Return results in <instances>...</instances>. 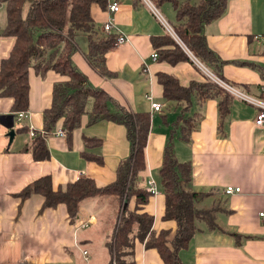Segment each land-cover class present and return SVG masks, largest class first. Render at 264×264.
<instances>
[{"label": "crops", "instance_id": "crops-1", "mask_svg": "<svg viewBox=\"0 0 264 264\" xmlns=\"http://www.w3.org/2000/svg\"><path fill=\"white\" fill-rule=\"evenodd\" d=\"M118 1L120 8L114 14L91 5L95 31L104 36L103 26L112 18L115 26L112 33L128 37L105 54L104 63L110 75L102 76L87 61L89 38L85 33L75 35L71 60L90 86L111 96L108 103L111 111L123 105L131 111L150 112L145 148L147 167L139 175L138 185L147 188L152 179L157 191L141 209L154 216L156 231L169 230L170 239L176 222L163 219L165 194L158 171L179 110L174 102L165 100L157 74L173 75L186 86L192 80L210 78L206 69L213 72L183 43L179 44L187 53V60L173 64L151 57L154 51L160 55L162 49L172 48L163 44L155 49L152 43L153 37L169 34L164 22L172 29L178 23L169 2L157 6L160 21L145 0ZM226 4L217 19L204 25L207 44L224 62L221 66L224 81L249 96L262 98L264 0H226ZM5 23V3H2L1 30ZM13 44L12 37H0V61ZM64 78L53 69L40 75L30 68L27 117L18 119L17 112L11 110L12 99L0 98V264H104L107 260L105 241L115 216L110 196L84 200L73 219L64 203L43 208L44 197L40 193L24 200L16 196L42 176H49L55 189H65L79 177H89L97 186H106L114 180L118 164L130 154L126 126L107 119L91 122L89 112L81 115L78 127L63 136L54 133L65 129L61 120L56 122L53 132L45 137L48 158L34 159L25 149L31 142L30 126L39 132L45 130L44 112L51 105L52 88ZM231 96L229 111L222 118L219 98L201 102L194 96L189 111L196 120L191 140L186 142L178 135L173 138L178 161L193 164L191 188L207 192L196 206L215 208L219 227L210 230L204 221L196 220L198 230L187 247L180 250L186 264H264V219L259 215L264 212V127L255 124L257 108L253 104L236 94ZM152 102L159 103L161 110H153ZM10 131H14L12 137ZM92 137L87 146L86 139ZM97 139L101 142L97 143ZM226 186H239V191L226 193ZM134 205L132 197L128 208ZM91 215L94 222L81 226ZM133 252L135 264H164L155 248H146L138 239Z\"/></svg>", "mask_w": 264, "mask_h": 264}, {"label": "trees", "instance_id": "trees-1", "mask_svg": "<svg viewBox=\"0 0 264 264\" xmlns=\"http://www.w3.org/2000/svg\"><path fill=\"white\" fill-rule=\"evenodd\" d=\"M151 1L155 6L169 2L174 7L178 21L173 26L175 34L201 63L224 80L221 75L224 62L209 48L203 28L225 11L226 0ZM2 3H5L6 26L2 30L0 28V37H12L14 44L0 61V98L12 99V111H26L29 106L30 68L40 75L53 69L66 77L52 88V102L44 112L45 134L31 138L30 144L25 147L34 159L49 157L45 137L53 132L56 122L61 120L69 134L78 127L81 115L86 112L90 113L91 122L107 119L124 124L130 144L129 156L118 164L114 180L106 186H97L89 177H79L68 183L65 189H55L50 177L42 176L25 186L16 196L24 200L33 193H40L44 197L43 208L64 203L72 219L80 212L84 200L110 196L115 204V216L110 235L105 241L108 256L104 264H135L133 250L136 239L142 241L146 248H155L164 264H186L180 257V250L187 247L198 230L196 220L204 221L210 230L219 227L214 217L215 208L201 209L196 206L207 192L191 188L193 164L178 161L173 150V138L178 135V138L190 142L196 121L194 116L189 115L194 96L201 102L207 98H219V115L222 118L229 111L231 93L211 78L206 81L192 80L184 86L173 75L164 72L157 74L165 100L174 102L179 110L163 148L158 171L165 194L163 219L176 222L175 232L169 239V230L156 231L153 228L154 216L141 209L152 196L146 188L138 185L139 175L147 167L145 148L151 126L150 112L131 111L123 105H117L118 109L111 111L108 108L111 96L102 89L90 86L86 76L71 60L75 35L85 33L89 38L87 61L102 76L110 75L104 63L105 54L112 48L117 36L112 32L103 36L95 31L91 15L92 4L107 9L108 0H0V5ZM152 43L155 49L163 44L172 46L162 49L160 55L158 53L159 58L170 63L189 59L179 42L169 34L153 37ZM92 139H86L87 146ZM99 142L101 140L97 139ZM132 197H135V205L129 209L128 203Z\"/></svg>", "mask_w": 264, "mask_h": 264}, {"label": "built area", "instance_id": "built-area-1", "mask_svg": "<svg viewBox=\"0 0 264 264\" xmlns=\"http://www.w3.org/2000/svg\"><path fill=\"white\" fill-rule=\"evenodd\" d=\"M145 2H147L149 4V6L152 7L154 12L156 13V16L161 21V18L159 16L158 12H157V6H155L152 3L151 0H145ZM106 8H107V10H108V12L110 14L116 13L119 10V8H120L119 7V1L118 0L117 1L113 0V1L108 2ZM164 24H165V26L167 28L168 33L170 35H172V37L177 39L179 43L182 44L181 40L179 39L178 35L175 34L174 30L166 22H164ZM114 27H115L114 26V22H112V18H111V19L107 20L106 23L104 24L103 31L105 32V34H109L115 29ZM116 36L117 37H116V40L113 43V46L114 45H118L119 43H122V42L128 40V37L125 36L124 34L120 33V32H118V34H116ZM151 57L153 59H156L158 57V53L156 51H154L151 54ZM205 72H207L208 77H210L212 80H214L220 86H223L231 94H233V95L236 94V95L240 96L242 99H244L245 101H247L248 103L253 104L257 108V112H256V116H255V124L258 125V126L264 127V95H263L262 98L254 97V96H251V95L249 96V95L237 90L231 84H229L226 81H224L222 78H219V77L215 76L213 73H211L207 69L205 70ZM262 90L264 92V86L262 87ZM151 107L155 111H159L162 108L161 105L159 103H157V102H152L151 103ZM27 115H28V112L24 111V110H19V112L17 113L18 119H20L21 117H27ZM28 133H29V136L31 138H33V137H35L38 134L44 135L45 131H40L39 132V131L33 129L32 126H30ZM54 133L63 136V135L66 134V130L65 129H57V130L54 131ZM146 189L151 194L155 193L157 191L155 183H154V181L152 179L148 182V185H147ZM238 191H239V186L238 187L226 186L224 188V192H226V193H234V192H238ZM259 215L264 219V212H260ZM94 220H95L94 216L91 215V216H89V219H87V221H84V222L81 223V226L87 227V226H89L88 224L93 223ZM85 253H86V251L83 250V254H85ZM20 264H22V263H20Z\"/></svg>", "mask_w": 264, "mask_h": 264}, {"label": "water", "instance_id": "water-1", "mask_svg": "<svg viewBox=\"0 0 264 264\" xmlns=\"http://www.w3.org/2000/svg\"><path fill=\"white\" fill-rule=\"evenodd\" d=\"M13 133H14V131H10V133H9L10 137H12Z\"/></svg>", "mask_w": 264, "mask_h": 264}, {"label": "rangeland", "instance_id": "rangeland-1", "mask_svg": "<svg viewBox=\"0 0 264 264\" xmlns=\"http://www.w3.org/2000/svg\"><path fill=\"white\" fill-rule=\"evenodd\" d=\"M168 19V18H167ZM171 22L173 23L174 21L171 20Z\"/></svg>", "mask_w": 264, "mask_h": 264}]
</instances>
